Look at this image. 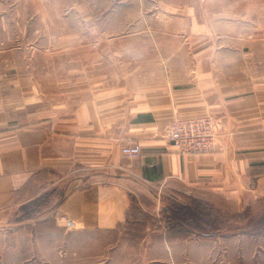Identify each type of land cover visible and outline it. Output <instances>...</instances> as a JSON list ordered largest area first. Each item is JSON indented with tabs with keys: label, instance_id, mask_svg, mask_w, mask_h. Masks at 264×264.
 <instances>
[{
	"label": "crops",
	"instance_id": "1",
	"mask_svg": "<svg viewBox=\"0 0 264 264\" xmlns=\"http://www.w3.org/2000/svg\"><path fill=\"white\" fill-rule=\"evenodd\" d=\"M36 2L32 8H50ZM221 52L202 51L209 61L193 72L131 77L77 102L48 98L47 108L26 119L17 111L21 101L9 104V82L0 75V214L46 191L63 192L44 214L71 232L131 227V249L138 252L131 264H264L263 231L248 233L237 223L207 235L153 224L162 200L203 201L239 216L264 202V54L255 64L236 65L219 61ZM202 115L220 121L217 149L179 153L166 126ZM136 143L138 154L122 151Z\"/></svg>",
	"mask_w": 264,
	"mask_h": 264
},
{
	"label": "rangeland",
	"instance_id": "2",
	"mask_svg": "<svg viewBox=\"0 0 264 264\" xmlns=\"http://www.w3.org/2000/svg\"><path fill=\"white\" fill-rule=\"evenodd\" d=\"M36 1L0 0V75L9 82V104L21 101L17 111L25 119L47 108L48 98L77 102L86 92L131 77L161 80L182 67L193 72L209 61L202 51L221 50L217 59L236 65L255 64L264 54V0H46L50 8H32ZM15 82L23 88L15 89ZM48 193L0 214V264L138 261L131 227L71 232L44 214L63 196ZM181 202L162 200L153 224H174L164 208L176 216L177 205L192 203ZM201 202L194 217L188 206L189 215L179 219L206 232L237 223L248 233L264 232V202L242 216Z\"/></svg>",
	"mask_w": 264,
	"mask_h": 264
},
{
	"label": "built area",
	"instance_id": "3",
	"mask_svg": "<svg viewBox=\"0 0 264 264\" xmlns=\"http://www.w3.org/2000/svg\"><path fill=\"white\" fill-rule=\"evenodd\" d=\"M218 123L213 116L176 117L165 128V137L174 145L179 153H209L218 146ZM124 153L136 155L140 152L138 143L124 147ZM66 227L70 223L63 217Z\"/></svg>",
	"mask_w": 264,
	"mask_h": 264
},
{
	"label": "trees",
	"instance_id": "4",
	"mask_svg": "<svg viewBox=\"0 0 264 264\" xmlns=\"http://www.w3.org/2000/svg\"><path fill=\"white\" fill-rule=\"evenodd\" d=\"M42 198V197H41ZM173 202V201H171ZM175 202V201H174ZM190 202H192L191 204H188V205H177L176 209H174V211L176 212V216H174L173 214L171 213H168L170 212L168 209L169 208H164L165 209V212L167 213L166 216H168L169 220L170 219H173V223L179 227H181L183 230H185V232H191L193 230H196V231H200V233L202 234H211V233H214V232H206V231H203V230H198V229H195L193 225H190L188 222L186 223L184 220L186 219V216L189 215V210H188V206H191L190 207V210H191V213H192V216L194 217L193 214H195L194 210L196 208V206H202V202L200 201H197V200H190ZM189 202V203H190ZM193 204V205H192ZM197 204V205H196ZM201 204V205H200ZM198 210V209H197ZM180 218H185L184 220L182 219H179Z\"/></svg>",
	"mask_w": 264,
	"mask_h": 264
}]
</instances>
